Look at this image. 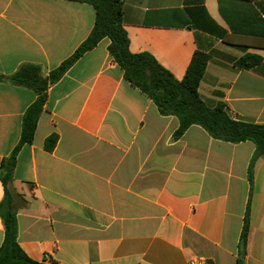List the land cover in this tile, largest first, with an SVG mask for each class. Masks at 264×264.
Returning a JSON list of instances; mask_svg holds the SVG:
<instances>
[{
	"label": "crops",
	"instance_id": "obj_1",
	"mask_svg": "<svg viewBox=\"0 0 264 264\" xmlns=\"http://www.w3.org/2000/svg\"><path fill=\"white\" fill-rule=\"evenodd\" d=\"M132 54L148 53L182 81L211 54L199 87L211 108L264 125V0H123ZM96 10L67 0H0V74L45 75L92 33ZM109 38L50 86L34 140L21 147L12 203L18 243L44 264H264V155L251 141L214 139L180 121L124 77ZM261 58L255 69L235 63ZM33 89L0 82V168L15 150ZM57 136L53 149L46 146ZM1 213L9 211L0 179Z\"/></svg>",
	"mask_w": 264,
	"mask_h": 264
},
{
	"label": "trees",
	"instance_id": "obj_2",
	"mask_svg": "<svg viewBox=\"0 0 264 264\" xmlns=\"http://www.w3.org/2000/svg\"><path fill=\"white\" fill-rule=\"evenodd\" d=\"M87 3L96 10L95 27L88 39L76 52L58 68L45 75L40 66L26 64L12 76L6 78L0 74V82L10 80L18 86L33 89L37 99L23 117L21 139L13 153L3 161L0 179L6 193L9 211L1 213L5 228V239L0 249V264H44L31 260L18 243L16 211L12 203L14 190V170L17 155L22 146L31 144L38 121L44 111L47 92L50 86L60 81L66 72L87 52L93 50L103 39L109 38L110 55L124 71V77L133 87L146 94L164 116H175L180 126L175 137H181L191 126L204 128L214 139L242 143L251 141L256 145L255 159L264 155V125L244 123L234 120L228 114L224 104L209 107L199 94V87L206 72L211 54L196 52L182 81L177 80L168 70L148 53L132 54L130 41L123 26V0H67ZM260 57L246 55L235 65L242 69H255L261 65ZM57 136H51L46 143L53 149ZM1 210V209H0ZM248 214L240 242L238 264H244L248 239Z\"/></svg>",
	"mask_w": 264,
	"mask_h": 264
},
{
	"label": "built area",
	"instance_id": "obj_3",
	"mask_svg": "<svg viewBox=\"0 0 264 264\" xmlns=\"http://www.w3.org/2000/svg\"><path fill=\"white\" fill-rule=\"evenodd\" d=\"M189 264H209V263L205 259L198 258V259H194V260L190 261Z\"/></svg>",
	"mask_w": 264,
	"mask_h": 264
}]
</instances>
